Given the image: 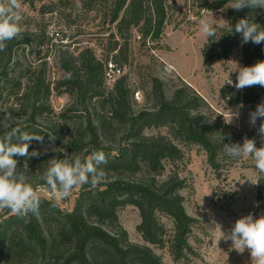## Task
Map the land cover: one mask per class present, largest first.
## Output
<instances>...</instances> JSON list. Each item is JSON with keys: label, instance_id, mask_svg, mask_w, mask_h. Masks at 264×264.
<instances>
[{"label": "trees", "instance_id": "16d2710c", "mask_svg": "<svg viewBox=\"0 0 264 264\" xmlns=\"http://www.w3.org/2000/svg\"><path fill=\"white\" fill-rule=\"evenodd\" d=\"M231 1L219 0L216 3L221 7ZM167 3L168 0H112L107 13L109 20L116 23L112 35L126 37L125 33L139 27L144 44L149 38L159 39L166 25ZM208 4L209 0H202V6ZM240 19H248L264 28V10L245 7L236 11L231 8L228 26H214L216 40H207L204 47L205 63L211 64L214 57L227 56L239 44L243 46V67L264 60V43H243L241 34L234 31ZM30 41L28 37L22 40L16 37L7 42L4 51H0V88L11 80L8 65L13 59L16 46ZM129 48L127 38L124 42L115 40L110 51L115 59L127 61ZM59 51L58 63L66 73L59 82L64 86V91L77 92L83 101L102 99L105 102L109 99L112 107L109 116L103 112L95 116L88 108L87 119L77 125L70 137L67 136L66 122H52L48 127L40 125L38 117L49 111V105L43 98L48 96L50 85L38 76L27 94L29 102L26 125L19 127L16 123L14 127L44 137L42 143L32 141L29 152L34 147L42 148L44 145L63 142L84 158L95 151H103L107 163L99 167L104 169L105 179L95 188L90 184L80 186L76 206L70 212L60 213L57 202L45 197H41L39 212L35 215L30 213L27 223L10 210L6 213L0 211V264H165L150 245L162 246L165 243L169 244L176 260L189 258L194 253L190 236L196 219L187 211L182 194L186 186L185 178L179 173L183 150L166 135H147L144 129L169 126L171 132L184 141L200 145L206 151L209 165L219 176L226 167L224 144H230L231 139L215 122L203 120L204 116L198 112V108L204 98L190 96L187 87L176 89L169 99L163 81L153 77L151 92L155 98L154 110L146 108L133 111V90L126 76L116 81L110 97L102 98L105 95L102 89L108 59L104 61L98 58L92 49H85L78 59L68 49ZM222 94L230 103H241L244 106L264 102V87L259 85L237 90L227 84L222 88ZM114 120L126 128V135L122 136L117 148L102 141L107 138V127ZM4 134L5 130H0V138ZM125 137H129V142H124ZM40 153L39 157L30 158L27 163L37 161L43 177L49 167L51 154L50 150L45 149H41ZM16 159L18 166L24 165V157L17 156ZM59 159L61 157H57ZM137 172L140 173L137 178L127 176L129 174L131 177ZM36 185L46 183L41 178L38 184H32L34 188ZM257 192L260 199L264 197V173L259 171ZM126 205H135L139 209L141 221L138 230L148 244L132 242L122 226H118L116 232H111L101 225L105 221H117L118 208ZM48 215L59 222L56 233L43 224L41 217ZM162 215L173 220L172 234H168ZM93 217L96 220H92ZM61 244L67 247L61 250Z\"/></svg>", "mask_w": 264, "mask_h": 264}, {"label": "rangeland", "instance_id": "374dc122", "mask_svg": "<svg viewBox=\"0 0 264 264\" xmlns=\"http://www.w3.org/2000/svg\"><path fill=\"white\" fill-rule=\"evenodd\" d=\"M217 1L209 0L208 5L202 6V0H168L167 20L161 37L149 38L144 44L139 27L125 33L126 37L112 35L116 23H112L107 16L112 0H21L20 13L23 19L18 39L28 37L31 41L21 42L15 48L13 59L8 65L11 80L0 88V110L12 114V126L16 123L19 127L25 126L29 102L27 94L33 81L40 76L50 85L48 96L43 98L49 105V111L38 117L40 125L48 127L52 122H66L67 136L70 137L77 125L87 119L88 108L95 116L99 112L109 116L112 108L109 99L105 102L102 99L83 101L77 92H65L64 86L59 83L66 74L58 63L59 49H68L77 59L85 49H92L98 58L104 61L108 59L106 70L111 61L122 69L113 79L104 77L103 99L111 94L116 81L126 76L133 90L131 110H154L152 78L158 77L163 81L169 99L180 87H187L190 96L204 98L198 112L203 114L205 122L219 125L231 139L230 144H242L247 137L255 139L256 146L260 147L261 138L257 130L261 121L258 119L256 125L251 126L249 114L262 102L244 106L241 103H230L222 94V88L227 85L224 82L231 78L235 83L238 68L243 67V46H235L227 56L214 57L211 64L204 62V47L208 38L201 33L200 21L207 19L213 26H228L229 5L232 1L221 7L217 6ZM127 38L130 47L128 60L115 59L110 47L115 40L124 42ZM41 40L42 44H38ZM136 91H140V98L135 97ZM231 112L238 113L239 118H233L228 123ZM3 115L4 112L0 111V119H3ZM107 131V138L102 141L117 148L122 136L126 135L125 126L114 120L108 125ZM144 133L166 135L182 148L184 156L180 161L179 173L186 180L182 194L187 211L196 219L190 236L194 253L189 258L176 260L168 243L162 246L150 244L154 251L165 264H252L247 249L240 253L232 247L231 240L219 238L220 229L227 234L238 218L249 213L254 217L264 215V197H258V170L253 159L230 158L225 154L226 167L219 176L209 165L206 151L200 145L186 142L172 133L169 126L146 127ZM128 138L125 137L124 142H129ZM34 149L39 152L41 149L50 150L51 159L61 157L71 161L77 156L84 158L76 154L66 142ZM28 166V182L38 184L42 178L39 163L35 161ZM22 167L18 166V171ZM139 174L137 172L131 177L129 174L127 176L137 178ZM35 189L40 197L52 200L47 185H36ZM79 189L80 186L75 187L70 197L56 201L60 213L75 208ZM7 210L2 212L6 213ZM47 217H41L44 226L56 233L59 222L56 218L53 220L51 215ZM92 220H96V217ZM162 220L168 234H172L173 220L167 215H162ZM140 221L139 209L135 205H126L118 208L117 221H105L101 225L111 232H116L118 226H122L132 242L148 244L138 230ZM66 247L60 245L61 250Z\"/></svg>", "mask_w": 264, "mask_h": 264}, {"label": "clouds", "instance_id": "9594fccd", "mask_svg": "<svg viewBox=\"0 0 264 264\" xmlns=\"http://www.w3.org/2000/svg\"><path fill=\"white\" fill-rule=\"evenodd\" d=\"M229 7L236 11L245 7L264 10V0H232ZM20 9L21 0H0V51L5 50L7 42L21 34L20 22L23 17ZM200 30L205 38L216 40V29L207 19L200 21ZM234 31L241 34L243 43H264V28L248 19L238 20ZM224 84L232 85L237 90L256 85L264 87V60L251 66L239 67L236 82L228 78ZM0 111L4 112L3 119H0V128L5 130L3 138H0V211L8 209L27 223L30 213L35 215L39 212L41 203L38 191L27 180V160L39 157L41 153L35 149L29 152V146L34 140L42 143L44 137L12 126V114L6 110ZM233 118L238 119L239 114L231 112L227 122L231 123ZM258 119L261 121L257 130L261 138L260 147L256 146L255 139L245 137L242 144H224V152L230 158L251 157L256 169L264 173V102L250 112L249 124L255 126ZM49 138L54 139L50 136ZM17 156L25 158L19 171ZM106 163L107 157L103 151H95L83 159L77 156L71 161L51 159L42 179L53 201H58L70 197L77 186L90 184L95 188L105 179V171L99 166ZM220 232L219 240H231L232 247L238 252L242 253L245 249L250 252L252 264H264V215L254 217L249 213L238 218L227 234L221 229Z\"/></svg>", "mask_w": 264, "mask_h": 264}, {"label": "built area", "instance_id": "2783aa9c", "mask_svg": "<svg viewBox=\"0 0 264 264\" xmlns=\"http://www.w3.org/2000/svg\"><path fill=\"white\" fill-rule=\"evenodd\" d=\"M121 71H122L121 67H118L113 63H110L109 68H107L106 70V77L108 78V80L113 79L115 76L119 75ZM135 97L140 98V91L135 92Z\"/></svg>", "mask_w": 264, "mask_h": 264}]
</instances>
